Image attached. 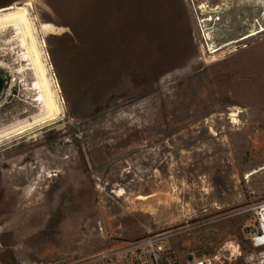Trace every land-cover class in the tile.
Returning a JSON list of instances; mask_svg holds the SVG:
<instances>
[{
  "label": "rangeland",
  "instance_id": "rangeland-1",
  "mask_svg": "<svg viewBox=\"0 0 264 264\" xmlns=\"http://www.w3.org/2000/svg\"><path fill=\"white\" fill-rule=\"evenodd\" d=\"M201 2L194 22L189 0H0L31 3L63 110L0 142V264L97 259L150 235L183 264L250 249L264 201V33L230 44L264 29V0ZM19 43L0 31V131L40 111Z\"/></svg>",
  "mask_w": 264,
  "mask_h": 264
},
{
  "label": "bare ground",
  "instance_id": "bare-ground-1",
  "mask_svg": "<svg viewBox=\"0 0 264 264\" xmlns=\"http://www.w3.org/2000/svg\"><path fill=\"white\" fill-rule=\"evenodd\" d=\"M30 4L31 3H26L18 7L0 9V31L13 27L19 34V44H21L20 46L24 49L22 60L26 62L28 66H22L23 64H20L18 72L21 75L25 74L26 71H31L33 73L34 81L28 90L36 92L34 102L40 106V111L30 120H22L17 124L0 131V142H3L5 139H12L16 136L26 134L27 132L47 123H54L60 119L63 114L57 90L55 89L49 68L44 58V52L36 36L34 23L30 19L28 10ZM263 32L264 29L253 32L243 39H240V41L233 42L230 45H236ZM234 47L230 49L235 51ZM203 53H209L211 55V57H209L211 62L217 61L218 57L221 55H218V53H221L220 49L215 47H209L208 50L204 47ZM0 64L2 63L0 62ZM235 116L236 115L233 114L231 117L234 118ZM233 120L237 121L235 119ZM122 193L123 191L121 190L118 195L120 196Z\"/></svg>",
  "mask_w": 264,
  "mask_h": 264
},
{
  "label": "built area",
  "instance_id": "built-area-1",
  "mask_svg": "<svg viewBox=\"0 0 264 264\" xmlns=\"http://www.w3.org/2000/svg\"><path fill=\"white\" fill-rule=\"evenodd\" d=\"M255 225L246 240L250 249L241 250L239 244L225 246L217 253L201 259L193 258L184 264H233L238 258L241 264H264V201L254 212ZM68 264H183L177 254L165 243L162 235H150L144 239L127 242L116 253L106 257L72 262Z\"/></svg>",
  "mask_w": 264,
  "mask_h": 264
},
{
  "label": "flooded vegetation",
  "instance_id": "flooded-vegetation-1",
  "mask_svg": "<svg viewBox=\"0 0 264 264\" xmlns=\"http://www.w3.org/2000/svg\"><path fill=\"white\" fill-rule=\"evenodd\" d=\"M201 1H205V0H189V2H190V6H191V8H193L192 10H193V20H194V22H196L197 20H198V16H197V13H196V6L197 7H199V5H200V3H202ZM208 1V0H207ZM219 2L220 0H214V2L216 3V2ZM247 1H250V2H253V3H255L256 5H258V2H256V0H247ZM263 4H264V2H263ZM224 5V4H223ZM231 11V10H230ZM258 12H259V10H257ZM225 12H227V10L225 11ZM224 13V12H223ZM244 22H240V24L239 25H241V24H243ZM239 29L241 28V26L240 27H238ZM264 33V32H263ZM263 33H261V35L263 34ZM247 35H249V34H247ZM258 35H260V34H258ZM255 37V36H254ZM241 43V42H240ZM240 43H238V44H240ZM239 48V46H236L235 47V49H238ZM221 50V49H220ZM0 94H1V92H0Z\"/></svg>",
  "mask_w": 264,
  "mask_h": 264
},
{
  "label": "trees",
  "instance_id": "trees-1",
  "mask_svg": "<svg viewBox=\"0 0 264 264\" xmlns=\"http://www.w3.org/2000/svg\"><path fill=\"white\" fill-rule=\"evenodd\" d=\"M7 85V81H5L1 76H0V92L1 94L5 90V86ZM0 94V95H1Z\"/></svg>",
  "mask_w": 264,
  "mask_h": 264
},
{
  "label": "water",
  "instance_id": "water-1",
  "mask_svg": "<svg viewBox=\"0 0 264 264\" xmlns=\"http://www.w3.org/2000/svg\"><path fill=\"white\" fill-rule=\"evenodd\" d=\"M193 259V257H189V260H192Z\"/></svg>",
  "mask_w": 264,
  "mask_h": 264
}]
</instances>
